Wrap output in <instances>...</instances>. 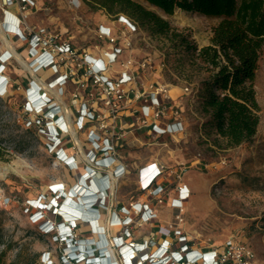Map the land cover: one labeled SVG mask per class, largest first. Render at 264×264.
Listing matches in <instances>:
<instances>
[{
  "label": "rangeland",
  "instance_id": "374dc122",
  "mask_svg": "<svg viewBox=\"0 0 264 264\" xmlns=\"http://www.w3.org/2000/svg\"><path fill=\"white\" fill-rule=\"evenodd\" d=\"M135 1L166 19L169 31L153 34L92 0H33L23 10L19 0H0L4 34L33 70L44 48L71 47L55 53L54 64L31 73L3 51L0 33V76L6 77L0 95V264H61L66 245L54 235L59 222H68L43 210L51 229L45 232L44 218L34 222L39 214L31 216L37 209L33 200L48 202L51 187L66 191L80 178L91 187L100 178L107 183L99 215L76 220L74 236L107 240L104 249L119 264L125 244L144 243L151 253L163 243L169 253L186 242L189 250L217 253L231 242L222 264H264V45L254 79L245 82L253 89L258 124L250 140L231 146L210 121L200 95L214 68L199 49L211 44L220 17L182 9L168 15ZM104 51L116 52L115 58L104 63ZM114 61L119 68L110 72ZM59 73L53 82L61 83L55 87L62 98L50 82ZM122 75L126 82H120ZM151 97L160 105L147 115L142 106L150 105ZM30 102L38 112L28 110ZM86 110L92 118L83 115ZM66 121L75 136L63 132ZM172 122L181 123L179 131L172 132ZM152 163L161 166V174L142 189L140 171ZM4 164L12 169L4 172ZM119 164L122 172L114 174ZM180 191L188 196L180 199ZM140 207H147L146 216ZM137 247L133 263L148 264Z\"/></svg>",
  "mask_w": 264,
  "mask_h": 264
},
{
  "label": "trees",
  "instance_id": "16d2710c",
  "mask_svg": "<svg viewBox=\"0 0 264 264\" xmlns=\"http://www.w3.org/2000/svg\"><path fill=\"white\" fill-rule=\"evenodd\" d=\"M92 1L115 14H126L153 34L170 29L166 19L135 0ZM144 1L168 15L182 9L220 17L212 29L211 44L199 49L200 57L214 68L202 82L200 95L210 121L227 144L235 146L250 140L258 116L253 89L245 82L254 79L258 51L264 45V0Z\"/></svg>",
  "mask_w": 264,
  "mask_h": 264
},
{
  "label": "built area",
  "instance_id": "2783aa9c",
  "mask_svg": "<svg viewBox=\"0 0 264 264\" xmlns=\"http://www.w3.org/2000/svg\"><path fill=\"white\" fill-rule=\"evenodd\" d=\"M9 1L12 2V0H9ZM19 2L21 3L20 6H21L22 10L26 9V7H30V6L34 5L33 0H19ZM122 21L130 23L124 17H122ZM131 25H133V24H131ZM105 30H106L105 28H100V33L104 34V35H107V32ZM36 36H38V35H36ZM39 37L40 36H38V38ZM38 41H39V39H35L34 43H37ZM31 46H33V45H31ZM69 51H71V47L68 44L59 43V44H54V46L52 48H50V47L49 48H44L42 52H47V53H50L51 55H54L55 53H65V52H69ZM115 56H116V52H111L110 59L113 60L115 58ZM46 62H47V59L45 58L43 61H39L38 60L37 64L39 65V68H40L41 65H45ZM53 64H54V62H53ZM100 64L99 63L97 64V66L99 68H100ZM101 80L106 82L107 85H110L112 87L114 86V83H112L111 81H108L107 79H101ZM126 81H127V78L123 79V75H122L121 78H120V82H126ZM0 87H1L0 95H2L6 90H5V86H2V84H0ZM150 102H151L150 105H143L142 106V112L144 114L149 115L152 111H154V107L155 106H159L160 105L158 97H151L150 98ZM28 110L31 111L32 109H28ZM35 110L38 112V109H35ZM89 114L93 115L92 112L89 111V110L88 111L86 110L85 113H83V115L86 116L87 118H92V116H90ZM155 116L156 117H160L161 116L159 110H157V112H155ZM180 126H181L180 122H172V123L169 124V127L172 130V132L179 131L180 130ZM163 133H164V131H163ZM122 168H123L122 165H120V164L116 165L115 168H114V174H116V173L120 174L122 172ZM145 170L150 171V176H149V181L146 184H142V189L151 188L152 184L155 183L156 178L161 174L162 168H161V166H158L155 163H152L150 165H147L143 169H141V171H140L141 175L144 173ZM149 183H150V185L148 186ZM158 187H160V186L157 185V187H155V189H158ZM60 189H61V187H57V188L56 187H54V188L51 187L50 190H51V193H57V191L60 190ZM179 194H180V199H184V198H186L188 196V193H186L184 191H180ZM38 211L39 210L37 208L36 210L33 211L31 216H34ZM39 219H43L42 222H41V227L45 229L44 230L45 232L51 230V229H49V224L50 223H49V221L47 219H45V216H42L41 218L40 217L34 218L33 221L36 222ZM137 245H138V247H137L138 251H141L137 255L139 257L140 254L144 253V250H143V249H145V244L144 243H136V245H135V243H130L128 245V247H130L131 249H133V248L135 249V247ZM134 249H133L132 254L136 250V249L135 250ZM232 250H233L232 243L229 242V244L227 246H225L224 250L222 252H220V253H217L216 250H207V251L189 250L188 246L186 244H183L180 247V249L172 250V251H176L179 254V256L176 257V261L178 262V264H189V263H192V264H222L223 262L226 261L225 260L226 254L231 252ZM207 256H208V258H207ZM134 257H136V256H134ZM143 260L144 259H142V261ZM154 260H156V258H154ZM200 260H202V262ZM144 262H147V261L144 260ZM241 262L242 261L240 260L239 263H235V264H242Z\"/></svg>",
  "mask_w": 264,
  "mask_h": 264
},
{
  "label": "bare ground",
  "instance_id": "6f19581e",
  "mask_svg": "<svg viewBox=\"0 0 264 264\" xmlns=\"http://www.w3.org/2000/svg\"><path fill=\"white\" fill-rule=\"evenodd\" d=\"M0 33H1V35H2V45H3V51L5 50V49H7L8 50V52L9 53H11V54H13L17 59H18V61H19V63L21 64V66L22 67H24V68H29V70L31 71V73H35V72H37V71H39V70H41L42 68H38V70H33L31 67H29L28 66V64L22 59V57L20 56V55H18L17 54V52L15 51V49H14V47H13V44H12V42L5 36V31L3 30V27H2V24H1V22H0ZM7 54V53H6ZM6 54L4 55V57L6 56ZM24 54V53H23ZM22 54V55H23ZM110 56H111V52L110 51H104L103 53H102V55H101V58H103V60H104V63H106L107 61H109L110 60ZM10 56H6V60L9 58ZM93 57H95V58H98V56L96 57V56H93ZM15 58V59H16ZM19 64V65H20ZM114 66L117 68V69H115V71L116 70H118V68H119V64H118V62H116V61H114L112 64H111V67H110V69H109V71L110 72H112V71H114ZM47 68H49V67H47ZM51 68V67H50ZM43 69H46V68H43ZM114 71V72H115ZM61 74L59 73V74H57L54 78H52V79H50V82H53L55 79H57L59 76H60ZM4 78H6V77H4ZM37 81V80H36ZM40 82H41V84H43L45 87H47L46 86V84L40 79ZM6 83V82H5ZM61 85V83L59 82V81H55V82H53L52 83V87H51V90L59 97V98H62L63 96H61L59 93H58V89L55 87V86H60ZM5 90H6V86H5ZM28 99H26V101H27ZM34 100V98L31 100V101H33ZM33 103V102H32ZM32 103L30 102L29 103V105L31 106V109H32V111L35 113V107H32ZM66 114V113H65ZM56 117V116H55ZM66 123H67V126H66V129L67 130H63V132H70L73 136H75V130L73 129V127L71 126V124L69 123V122H67L66 121ZM78 138V137H77ZM77 138H76V142L79 144V142H78V140H77ZM80 145V144H79ZM82 150V149H81ZM60 161L58 160V159H56L55 160V163L56 164H58ZM2 167V169H3V171L4 172H6V171H8L9 169H12V166L10 165V164H4V165H2L1 166ZM78 168V167H77ZM81 168V167H80ZM85 168H86V166H85ZM86 173V170L85 169H83V168H81L80 169V174H85ZM112 173V172H111ZM149 176H150V171H147V170H145L144 171V173L142 174V175H140V177L139 178H141L142 180V183L143 184H146L148 181H149ZM88 179V178H87ZM151 183V182H150ZM150 183L148 184V186L150 185ZM51 189V188H50ZM68 190V189H67ZM67 190H66V194H67ZM77 194V193H76ZM80 194H82V192L80 193ZM75 202V201H74ZM73 208V209H72ZM63 209L64 210H67V211H69L70 213H74V214H80V213H78L77 211H76V209H75V207L73 206V205H69V206H65V207H63ZM72 209V210H71ZM63 212V211H62ZM196 250H198V249H196ZM73 251H76V249H73ZM90 256H92V254H90ZM111 256H113V255H111ZM207 258H208V256H207ZM203 260V259H202ZM202 260H200L201 262H202ZM206 261V260H205ZM189 264H192V263H189Z\"/></svg>",
  "mask_w": 264,
  "mask_h": 264
},
{
  "label": "clouds",
  "instance_id": "9594fccd",
  "mask_svg": "<svg viewBox=\"0 0 264 264\" xmlns=\"http://www.w3.org/2000/svg\"><path fill=\"white\" fill-rule=\"evenodd\" d=\"M40 55H43L42 57L47 59V64H52L54 62V56L51 55L50 53L43 52ZM42 99V97H40Z\"/></svg>",
  "mask_w": 264,
  "mask_h": 264
},
{
  "label": "crops",
  "instance_id": "0c3cea01",
  "mask_svg": "<svg viewBox=\"0 0 264 264\" xmlns=\"http://www.w3.org/2000/svg\"><path fill=\"white\" fill-rule=\"evenodd\" d=\"M11 25H10V27L12 26V27H16V25L14 24V22H11L10 23ZM101 63V61H99V64ZM52 79V78H51ZM0 84H2V86H5V82H4V78H3V76H0ZM0 89H1V87H0ZM62 125L65 127V124L62 122ZM64 154V153H63Z\"/></svg>",
  "mask_w": 264,
  "mask_h": 264
}]
</instances>
